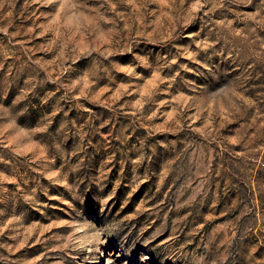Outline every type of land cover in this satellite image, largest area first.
Returning a JSON list of instances; mask_svg holds the SVG:
<instances>
[{"label": "rangeland", "instance_id": "1", "mask_svg": "<svg viewBox=\"0 0 264 264\" xmlns=\"http://www.w3.org/2000/svg\"><path fill=\"white\" fill-rule=\"evenodd\" d=\"M0 264H264V0H0Z\"/></svg>", "mask_w": 264, "mask_h": 264}]
</instances>
